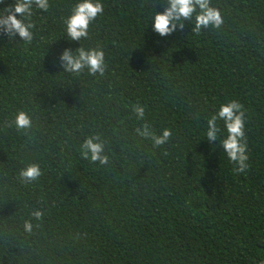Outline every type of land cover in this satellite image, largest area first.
Here are the masks:
<instances>
[{
	"label": "trees",
	"instance_id": "16d2710c",
	"mask_svg": "<svg viewBox=\"0 0 264 264\" xmlns=\"http://www.w3.org/2000/svg\"><path fill=\"white\" fill-rule=\"evenodd\" d=\"M77 2L33 5L30 43L0 32V264H260L264 0H211L219 28L196 35L197 8L168 36L153 30L167 0H101L89 36L73 41L64 21ZM14 3L2 0L0 13ZM80 46L104 49L103 76L64 71L61 53ZM230 99L246 109L250 167L240 174L219 138L204 135ZM21 110L33 120L27 132L15 126ZM145 122L157 133L169 127V143L139 136ZM95 134L107 165L80 157ZM31 163L43 174L23 182Z\"/></svg>",
	"mask_w": 264,
	"mask_h": 264
},
{
	"label": "clouds",
	"instance_id": "9594fccd",
	"mask_svg": "<svg viewBox=\"0 0 264 264\" xmlns=\"http://www.w3.org/2000/svg\"><path fill=\"white\" fill-rule=\"evenodd\" d=\"M33 5L44 11L50 7L49 0H15L13 5L6 7L3 13H0V32L9 37L18 35L22 40L30 43L33 39L32 29L34 28L31 21ZM167 5L164 11L154 15L153 30L160 36H168L178 28L182 30L184 24L181 21L191 20L197 8L199 12L195 16V26L192 29L196 35L200 34L202 28L210 26L219 28L224 22L221 11L212 6L211 0H167ZM103 11L104 5L101 0H79L73 4L70 14L64 21L67 37L73 41L87 38L90 25L103 14ZM105 55L102 47L80 46L75 51L64 49L59 60L67 73L79 75L87 70L90 75L103 76L107 68ZM133 111L138 119L145 117V106L137 103L133 105ZM245 112L243 104L237 99L222 103L218 111L207 119V128L204 133L210 143L219 138V143L233 164V171L236 174L246 172L250 167L245 133ZM218 121L223 122L224 130H226V135L222 138V130ZM14 122L18 130H25V132L33 125L32 117L23 110L16 114ZM135 131L139 136L150 139L155 148L168 144L173 135L169 127H164L157 133L147 122ZM105 143L99 134L89 135L79 146L80 157L93 164L99 162L101 165H107L109 157L105 153ZM42 174L40 166L31 163L20 170L19 177L23 182L31 183L38 180ZM43 215L42 209L33 210L31 213L37 221L41 220ZM24 229L28 232L33 230L31 220L24 221ZM260 264H264V260L260 261Z\"/></svg>",
	"mask_w": 264,
	"mask_h": 264
}]
</instances>
